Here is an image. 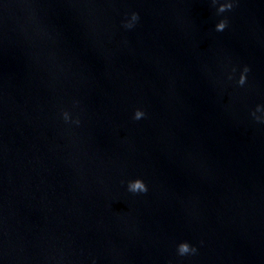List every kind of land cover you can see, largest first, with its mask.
Masks as SVG:
<instances>
[{
  "label": "water",
  "instance_id": "1",
  "mask_svg": "<svg viewBox=\"0 0 264 264\" xmlns=\"http://www.w3.org/2000/svg\"><path fill=\"white\" fill-rule=\"evenodd\" d=\"M0 264H264V0H0Z\"/></svg>",
  "mask_w": 264,
  "mask_h": 264
},
{
  "label": "clouds",
  "instance_id": "2",
  "mask_svg": "<svg viewBox=\"0 0 264 264\" xmlns=\"http://www.w3.org/2000/svg\"><path fill=\"white\" fill-rule=\"evenodd\" d=\"M213 2L215 3L216 0H213ZM233 8V4L231 2L229 3H224L222 4L219 9H218V12L219 13H224L226 11H230L231 9ZM139 19V16L138 14H133L132 15V21L135 22ZM227 20H223L221 21L217 26H216V30L217 31H224L227 27ZM126 27H133V23H129L126 25ZM250 71V69L248 68H245L244 69V74L241 75V78L239 80V84L241 86H243L245 83H246V80H247V72ZM259 111V109H258ZM145 113L142 112V111H137L135 113V119L139 120V119H142L144 117ZM255 115V114H254ZM65 119H69L68 117V114L65 113ZM257 119H259V117H257ZM128 190L132 193H146L147 192V187L145 185V183L142 181V180H135V181H132V182H129V185H128ZM197 252V249L195 247H192L190 246L187 242H184V243H181L179 246H178V254L180 256H185V255H188V254H196Z\"/></svg>",
  "mask_w": 264,
  "mask_h": 264
}]
</instances>
